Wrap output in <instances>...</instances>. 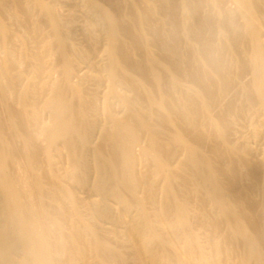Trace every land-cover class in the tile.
Here are the masks:
<instances>
[{
  "label": "bare ground",
  "instance_id": "6f19581e",
  "mask_svg": "<svg viewBox=\"0 0 264 264\" xmlns=\"http://www.w3.org/2000/svg\"><path fill=\"white\" fill-rule=\"evenodd\" d=\"M85 1L97 8V17L104 26L106 37L107 73L111 81L103 111L114 122L110 135L118 150L104 164L114 174L116 187L109 190L96 175V199L81 197L86 194V179L91 165L74 153L73 140L78 134L74 112L65 92L54 82L45 84V88L51 89L54 99L49 122L44 126L37 123V92H14L10 99L19 107L18 110L4 101L12 86L3 80L2 73L14 65L21 66L22 58L16 46L5 41L8 31L6 21L10 14L6 5L0 4V50L6 51V58L0 62V111L5 114L6 121L18 129L15 135L9 137L3 114L0 113V264H127L128 257L97 238L89 225L88 218L109 217V203H114L118 208L116 222L125 229L124 247L135 264H225L224 257L230 256L235 248L241 250L238 264H264V234L259 227L260 223L264 225V153L260 162L236 158L235 148L225 135L229 125L224 117L211 113L219 95L230 88L226 53L237 50L244 32L250 51L246 62L240 61L239 66L252 73V95L258 101L264 117V45L260 40L261 30L256 26L261 25L264 0H234L237 15L244 22L242 28L236 24V16L224 15L221 11L202 16L203 0H181L177 7L179 13L174 6L175 0H142L147 5L159 4L165 24L159 26L150 20L147 12L138 11L133 18L134 29L115 15L117 0H101V5L100 0ZM211 1L219 4V0ZM14 5L15 10L26 17L30 16L33 7H38L57 29L58 21L53 9L40 0H14ZM145 26L152 29L151 36L157 42L160 59L148 57ZM181 26L188 39L197 44V49L192 53L181 49ZM213 30L220 38L221 47L215 43ZM88 33L92 42L98 40L94 25L89 27ZM28 34L34 38L32 30L29 29ZM120 37L129 39L135 50L143 51V62L130 59L120 43ZM62 38L56 35L55 42L58 49L64 52L65 42ZM33 42L37 49L38 45ZM48 47L49 44L45 43L34 56L38 64L35 79L42 71L39 68L42 51ZM193 55L199 56L198 65L193 61ZM203 70H207L216 80H212ZM62 71L68 80L72 74L69 59L64 60ZM117 71L131 77L133 87L149 97L151 105L157 110L159 122L171 128L163 143L158 133L143 120L139 97L117 93L112 78ZM135 72L139 74L138 78L131 75ZM163 75L169 76V100L165 97ZM181 78L196 87L193 95L176 94ZM71 91L73 97L81 99L78 89L71 88ZM114 105L128 113L126 120H117ZM229 111L235 113L232 106ZM180 121L185 125V132L178 129ZM29 124L36 128L35 133L26 132ZM207 130L212 137L208 146L204 143ZM262 131L264 122L261 127L256 126L251 135L255 139ZM21 139L22 146L18 147L16 143ZM35 140L41 141L44 146L36 147L33 143ZM138 146L141 147L140 155L133 151ZM169 146L179 149L182 155V161L175 166H170L163 154V149ZM204 148L211 157L205 155ZM226 154L232 156L228 163L224 161ZM41 155L44 165L39 160ZM58 159L65 163L63 174L57 168ZM141 164L151 167L154 179H161L162 190L172 206L157 205L152 214L145 209L138 194L155 185L139 173ZM11 165H21L27 177L13 175ZM174 174L182 180H194L197 191L204 198L205 211L198 228L209 232L206 243L200 242L190 224L188 197L183 204L176 202L184 192L174 189ZM44 179L50 181L49 194L57 205V210L52 214L43 209ZM64 180L71 182L73 189L63 187ZM247 180L259 184L258 191L263 202L259 222L250 219L257 205L250 201L249 196L256 189L253 186L251 189L245 187ZM129 198L133 200L132 203ZM82 208L86 210L87 219L81 214ZM220 226L226 228L227 236H215ZM157 227L163 234L158 233ZM88 237L93 239L92 244L88 243ZM229 239L232 248L226 246ZM88 253L94 255L93 261L88 260Z\"/></svg>",
  "mask_w": 264,
  "mask_h": 264
},
{
  "label": "rangeland",
  "instance_id": "374dc122",
  "mask_svg": "<svg viewBox=\"0 0 264 264\" xmlns=\"http://www.w3.org/2000/svg\"><path fill=\"white\" fill-rule=\"evenodd\" d=\"M40 1L44 5L53 9L54 16L58 21L57 29L52 26L50 18L43 15L38 7H33L30 16L26 17L21 12L15 10L14 0H0V4H5L10 14L6 21L8 31L5 36V41L16 46L18 51L21 53L20 56L22 58L21 66L14 65L9 70L3 71L5 72L4 74L2 73L3 80L12 86L11 91L9 92L10 94L7 95L4 101L9 107L11 106L12 108L18 110L19 107L10 99L14 92L16 94L24 91L26 93L29 92L30 94L37 92V123L39 126H44L49 122L54 99L51 89L48 87L45 88V84L47 85V83L54 82L65 92L66 99L73 109L75 121L78 127V134L73 140L74 153L77 158L80 157L88 160L91 165V171L86 179V194L81 197H86L87 200H95L96 195L94 192V179L96 175L100 176L109 190H113L116 187L115 176L104 163L106 159L118 150V145L112 140L110 135L114 122L110 121L105 116L103 111L109 83L111 81V78L107 73L108 58L105 54L106 37L104 34V26L98 20L97 8L95 6H91L85 0ZM180 1L181 0L174 1V6L176 10H178V13L179 9H177V7ZM101 4H103V2L100 0L99 5ZM138 11L147 12L150 20L154 21L159 26L165 24V19L159 10V4L157 2L147 5L142 0H134L133 2L131 0H117V7L115 8L114 13L124 24L131 26L134 29L135 21L133 18ZM219 11H221L224 15L226 13V15L236 16L235 19L238 20V22L235 20L236 24H238L241 28L243 27L244 22L240 15H237L238 9L234 0H219V4L217 5H215L211 0H203L201 11L202 16L208 14L215 15ZM241 13L243 12L241 11ZM237 16L239 19H237ZM260 22L261 25L256 24V26L261 30L260 40L264 45V8L261 11ZM42 23H45V25ZM93 25L97 28L98 40L96 42L91 41V37L88 33L89 27ZM144 28H146V33L148 35V41L146 42L148 57L152 59H160V51L157 42L151 36L152 29L148 26H145ZM29 29L33 31L35 39L28 34ZM213 31L215 43L218 47H221L222 44L220 38L218 37L217 32L215 30ZM56 35L61 37L63 36L64 38H62L65 42L64 52H61L57 47V43L55 42ZM242 35L240 46L237 50L233 52L227 51L226 53L225 63L230 88L225 94L219 95L211 113L213 116L224 117L226 123L229 125V129L225 135L229 144L235 148V153H237L235 157L249 162H260L264 153V131L260 132L258 137L255 139L251 134H253V129L256 126L261 127L263 125L264 117L260 111L258 101L252 95V73L249 69H241L239 66L240 61L246 62L250 51L245 33L242 32ZM179 39L182 51H190V53H192L197 49V44L188 39L183 26L180 27ZM33 41H35L36 45H38L37 49L34 48ZM45 43H48L49 47L48 49L42 51L41 61L39 64V68L42 71L39 77L35 79L34 76L35 71L38 68V64L35 61L34 56L38 53L39 49L42 50ZM120 43L125 47L130 59L133 62H143L145 58L143 51L135 50L131 46L129 39L120 37ZM0 54V62H2L6 58V51L0 50ZM65 59H69L72 65V74L68 80H66L62 71V64ZM192 59L196 65L199 64L198 55H193ZM203 72L211 77L212 80H216L215 77L209 74L207 70H203ZM131 75L134 78L139 77L137 72ZM163 77L166 84L164 86L165 97L169 100L170 97L167 91L169 76L163 75ZM112 78L114 84L116 85L117 93L121 95H128L129 97H139V109L143 120H145V123L151 130L158 133L159 140L163 143L167 135L171 132V128H167L159 122L157 110L151 105L149 97L145 94V92L133 87L131 77L124 72L117 71ZM71 88H76L80 91L81 99L73 97ZM195 91L196 87L192 83H189V81L185 78H181L180 85L176 89V94L193 95ZM230 106H232L235 113L229 111ZM113 108L118 121L126 120L128 116L126 111L116 105H114ZM0 113L3 114L2 119L6 124V134L9 137H12L16 134L18 129L16 126L10 125L6 121L3 111H0ZM178 129L181 132H185V125L183 122L180 121L178 123ZM135 130L140 132V129H137L136 127ZM35 131L36 128L33 125L29 124L26 126L27 133H35ZM206 132L208 133V136L206 137L204 143L208 146L212 137L209 136L210 132L208 130ZM22 142V139L17 141V146L21 147ZM33 143L38 148H42L44 146V144L39 140H35ZM206 149L207 148H204L203 150L205 155L211 157ZM133 151L136 155H140L141 147H135ZM163 154L170 166H175L182 161V155L176 147L169 146L164 148ZM231 157V155L226 154L224 156V161L228 163L232 160ZM39 160L41 164L44 165L43 155L40 156ZM57 168L60 171V174L64 173L65 163L63 160H57ZM10 171L15 176H26L21 165H11ZM139 173L145 175L147 178L146 180H148L149 183L153 182L155 185L152 188H150V186L147 187L138 194V197L142 200L143 206L149 213L152 214L157 205H173L162 190L161 179L153 178L154 176L151 172V167L141 164L139 166ZM28 178L31 180L30 176H28ZM172 178V185L174 189L177 191L183 190L185 194L180 195L176 202L178 204H183L186 201V197H188L190 200V204L188 206L190 224L196 230V234L200 242L206 243L209 232L198 228V225L200 226V223L202 222L203 212L205 211L204 198L197 191L194 180L190 178L182 180L175 174L172 175ZM43 182L45 186L42 194L43 209L46 213L52 214L57 210V205L53 202L49 194L50 181L44 179ZM244 184L245 187H250L251 189L253 186L255 187L254 189H256V191H252L249 196L250 201L257 205L256 210L250 214V219L259 222L260 208L263 203L261 195L258 191L259 184L256 181L248 180L245 181ZM63 187L66 189H73V185L68 180H64ZM129 201L130 203L133 202L131 198H129ZM109 205L111 207V212L107 219H89L88 216H86L85 209L82 208L80 211L81 214L83 213L82 216L86 219L88 218L89 225L93 228L97 238L106 241L118 253L128 257L127 264H135L124 247L126 241L125 229L116 222L118 217V208L114 203H109ZM259 227L260 231L264 234V225L260 223ZM157 231L158 233L163 234L159 227H157ZM227 233L226 228L224 226H220L216 232L217 235L215 236H227ZM87 241L89 244L93 243V239L91 237H88ZM226 246L228 248L233 247L231 239L228 240ZM240 254V249H233L230 256L224 257V263L238 264L237 259ZM93 257L94 255L92 253H88V260L93 261Z\"/></svg>",
  "mask_w": 264,
  "mask_h": 264
}]
</instances>
